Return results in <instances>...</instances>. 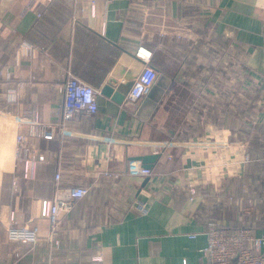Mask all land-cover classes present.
<instances>
[{
    "label": "crops",
    "instance_id": "0c3cea01",
    "mask_svg": "<svg viewBox=\"0 0 264 264\" xmlns=\"http://www.w3.org/2000/svg\"><path fill=\"white\" fill-rule=\"evenodd\" d=\"M140 45L179 62L174 75L157 69L167 87L156 107L98 94L95 114L30 138L46 159L25 179L16 136L61 122L67 72H99V90L115 75L128 93ZM263 143L264 0H0V264H198L210 221L264 235ZM151 153V175L128 172ZM58 171L63 187L89 192L57 242L41 208ZM12 214L38 228L36 242L8 236Z\"/></svg>",
    "mask_w": 264,
    "mask_h": 264
},
{
    "label": "built area",
    "instance_id": "2783aa9c",
    "mask_svg": "<svg viewBox=\"0 0 264 264\" xmlns=\"http://www.w3.org/2000/svg\"><path fill=\"white\" fill-rule=\"evenodd\" d=\"M21 47L31 55L35 52V46L28 41L21 42ZM135 55L141 60L143 67L127 93L126 101L130 103L144 99L160 76L159 71L153 66L155 52L152 49L140 45ZM62 92L61 122L43 124L34 121L27 131L20 130L16 136V155L23 165V177L27 180L37 178L38 166L46 159L45 154L35 143L30 141V138L52 139L58 132L68 131L67 127L72 122L79 121L82 117L95 114L98 111L100 90L71 71L66 74ZM12 93L9 92L10 98H14ZM261 147V159L264 160V143ZM127 170L131 174L140 176H148L153 173L152 168L144 166L138 159L130 161ZM61 176V172L58 171L54 198L42 200L41 208L42 216L50 222L49 237L57 242L64 216L71 212L76 203L89 192V187L84 185L63 187L60 183ZM16 187L17 182L14 184L15 189ZM188 192L191 197L195 196L197 194L196 186L190 185ZM137 206L139 210L145 212L147 202L139 201ZM7 232L11 239L21 242H36L39 234L37 227L29 228L19 225L13 214L10 224L7 226ZM205 233L207 244L203 248L198 264H264V235H257L252 227L247 225L226 227L217 221H210ZM191 236L195 237L196 234ZM94 238L91 239L90 247H99L97 238ZM185 264L187 263L185 262Z\"/></svg>",
    "mask_w": 264,
    "mask_h": 264
},
{
    "label": "water",
    "instance_id": "95a60500",
    "mask_svg": "<svg viewBox=\"0 0 264 264\" xmlns=\"http://www.w3.org/2000/svg\"><path fill=\"white\" fill-rule=\"evenodd\" d=\"M162 62L153 61V66L156 69H160L163 72H166L169 75H174L175 69L178 67V61L171 58L169 55L161 56ZM158 67V68H157ZM123 84H120V78L115 75H111L107 78L106 82L100 88V95L109 98L111 102L116 105H122L126 101L127 92L123 87ZM167 87L166 77L156 82L149 93L147 94L143 104L148 105L152 110L156 107L157 102L161 98L164 89ZM159 153H151L145 155L135 156L134 159L141 160L143 165L148 168H153L155 161L159 158Z\"/></svg>",
    "mask_w": 264,
    "mask_h": 264
},
{
    "label": "trees",
    "instance_id": "16d2710c",
    "mask_svg": "<svg viewBox=\"0 0 264 264\" xmlns=\"http://www.w3.org/2000/svg\"><path fill=\"white\" fill-rule=\"evenodd\" d=\"M82 75L90 81L91 84L101 82L103 76L99 72H92L91 74L82 73Z\"/></svg>",
    "mask_w": 264,
    "mask_h": 264
}]
</instances>
